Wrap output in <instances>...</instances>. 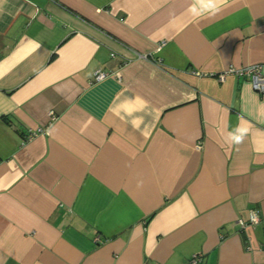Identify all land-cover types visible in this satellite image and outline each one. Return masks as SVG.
<instances>
[{"label":"crops","instance_id":"1","mask_svg":"<svg viewBox=\"0 0 264 264\" xmlns=\"http://www.w3.org/2000/svg\"><path fill=\"white\" fill-rule=\"evenodd\" d=\"M252 64L264 0H0V264H264Z\"/></svg>","mask_w":264,"mask_h":264},{"label":"built area","instance_id":"2","mask_svg":"<svg viewBox=\"0 0 264 264\" xmlns=\"http://www.w3.org/2000/svg\"><path fill=\"white\" fill-rule=\"evenodd\" d=\"M195 73L198 75H202V74L216 75V77L219 81H223L225 79L226 75H228L230 73L242 74V75L244 74L250 78L252 86L256 90L264 92V73H262L261 65H259V64H252V65H248V66L242 67V68L230 67L229 69H227L223 72H220V73H201L198 71H195ZM105 75H106V73H104L103 71L96 70L94 72V79H96V80L101 79ZM258 221H259V214H258V211L254 209V210H251L249 212L247 220H244L241 218L238 220V224L241 227H244L248 224L257 223ZM200 261H201V254L195 253L190 257L187 264H200Z\"/></svg>","mask_w":264,"mask_h":264},{"label":"clouds","instance_id":"3","mask_svg":"<svg viewBox=\"0 0 264 264\" xmlns=\"http://www.w3.org/2000/svg\"><path fill=\"white\" fill-rule=\"evenodd\" d=\"M209 2H210V4H211L212 0H209ZM242 139H243L242 136H237V137H235V141H236V143H240V142L242 141Z\"/></svg>","mask_w":264,"mask_h":264}]
</instances>
